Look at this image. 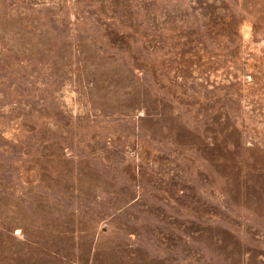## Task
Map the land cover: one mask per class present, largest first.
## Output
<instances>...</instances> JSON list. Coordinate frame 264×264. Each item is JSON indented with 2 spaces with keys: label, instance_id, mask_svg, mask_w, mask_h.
Segmentation results:
<instances>
[{
  "label": "rangeland",
  "instance_id": "1",
  "mask_svg": "<svg viewBox=\"0 0 264 264\" xmlns=\"http://www.w3.org/2000/svg\"><path fill=\"white\" fill-rule=\"evenodd\" d=\"M0 264H264V0H0Z\"/></svg>",
  "mask_w": 264,
  "mask_h": 264
}]
</instances>
